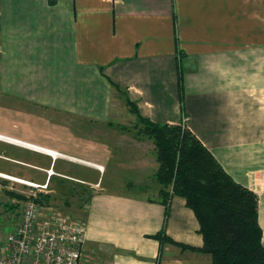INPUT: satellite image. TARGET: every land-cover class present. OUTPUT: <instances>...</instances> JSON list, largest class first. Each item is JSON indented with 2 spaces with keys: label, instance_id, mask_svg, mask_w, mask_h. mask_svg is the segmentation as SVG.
<instances>
[{
  "label": "crops",
  "instance_id": "1",
  "mask_svg": "<svg viewBox=\"0 0 264 264\" xmlns=\"http://www.w3.org/2000/svg\"><path fill=\"white\" fill-rule=\"evenodd\" d=\"M108 78L141 118L186 126L257 195L264 244V0H0L1 90L113 131L114 148H99L113 158L68 153L93 172L74 164L57 170L95 189L78 264H211L177 246H203L198 222L180 197L165 216L153 143L138 135L125 103L112 105ZM98 141L90 144L109 145ZM26 155L0 144V173L24 174ZM109 162L119 173L104 184ZM161 231L177 245L152 238Z\"/></svg>",
  "mask_w": 264,
  "mask_h": 264
},
{
  "label": "trees",
  "instance_id": "2",
  "mask_svg": "<svg viewBox=\"0 0 264 264\" xmlns=\"http://www.w3.org/2000/svg\"><path fill=\"white\" fill-rule=\"evenodd\" d=\"M107 81L115 92L125 96L117 82L109 78ZM125 104L137 117L138 135L153 143L158 164L155 180L160 186L165 216L170 199L183 198L198 222L203 246L193 250L177 245L164 231L152 238L160 244L177 245L182 250L207 255L211 264H264L257 195L229 176L186 126L151 123L141 118L135 105L127 99Z\"/></svg>",
  "mask_w": 264,
  "mask_h": 264
},
{
  "label": "rangeland",
  "instance_id": "3",
  "mask_svg": "<svg viewBox=\"0 0 264 264\" xmlns=\"http://www.w3.org/2000/svg\"><path fill=\"white\" fill-rule=\"evenodd\" d=\"M114 96L115 98L111 101L112 105H117L119 102L125 103V101L123 102L124 98L121 99L124 96H121L119 92L114 91ZM57 99L59 101L65 100V98ZM45 102L9 95L0 88V135L32 146L27 148L19 144L9 143L6 140H0V144L10 146L16 151L26 152V158L23 160L25 159L24 162L29 165L22 167L21 170H26L21 175L22 177L0 173V253L3 251L6 235L18 220L21 208L28 199L37 200L43 207L49 205L71 220L84 219L88 199L95 192V189L90 185L72 182L60 177L57 175V170L62 171L66 164L83 165L90 172H93L91 170H95V167L80 162L68 153L76 155L83 153L98 159L114 157L112 153L106 154L99 150L101 147H107L108 150L114 148L113 140L107 135L113 131H106L105 128L88 127L86 124L90 122L84 117L60 111L61 105L52 106V103ZM57 103L62 104L63 102ZM101 138L105 139L100 141ZM98 140L109 145L97 144L98 146H95L90 144V141L97 142ZM146 147H150V145ZM36 148L40 149L41 152L37 151ZM52 157L56 159L53 160ZM53 162L56 163L54 168L56 174L49 180L46 170L51 167ZM19 172L13 171L15 174ZM118 173L115 165L109 162L105 172H102L104 184L106 182L112 183L110 179L118 176ZM24 181L35 186L24 184ZM46 184L47 187L44 188ZM10 194L14 196H10ZM18 196H22L24 199H19Z\"/></svg>",
  "mask_w": 264,
  "mask_h": 264
},
{
  "label": "built area",
  "instance_id": "4",
  "mask_svg": "<svg viewBox=\"0 0 264 264\" xmlns=\"http://www.w3.org/2000/svg\"><path fill=\"white\" fill-rule=\"evenodd\" d=\"M46 173L48 179L53 175L51 169ZM84 243L82 220H71L50 206L28 199L5 237L0 264H78Z\"/></svg>",
  "mask_w": 264,
  "mask_h": 264
},
{
  "label": "bare ground",
  "instance_id": "5",
  "mask_svg": "<svg viewBox=\"0 0 264 264\" xmlns=\"http://www.w3.org/2000/svg\"><path fill=\"white\" fill-rule=\"evenodd\" d=\"M51 154V153H50ZM20 182H22V181H20ZM25 183V182H24Z\"/></svg>",
  "mask_w": 264,
  "mask_h": 264
}]
</instances>
